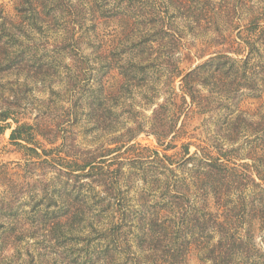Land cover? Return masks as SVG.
Returning a JSON list of instances; mask_svg holds the SVG:
<instances>
[{"label": "trees", "instance_id": "1", "mask_svg": "<svg viewBox=\"0 0 264 264\" xmlns=\"http://www.w3.org/2000/svg\"><path fill=\"white\" fill-rule=\"evenodd\" d=\"M98 1L105 0H18L16 4L34 9L37 20L29 26L31 32H53L52 22L62 19L65 33L72 34L69 23H75L79 16L85 20L93 17V4ZM159 1L164 9L156 6L144 15L135 13V20H150L135 34L139 46L156 42L152 40L159 35L175 39L176 19L195 24L198 15L206 13L227 25L225 39L231 50L211 56L184 78L180 104L167 98L154 110L152 134L159 143L171 137L164 155L153 151L152 156L156 173L166 178L168 199L159 208L131 210L128 199L119 198L123 195L119 181L125 175L123 169L97 166V157L83 155L62 133L64 157L60 155L57 160L64 165L57 174L75 204H67L60 211L63 215H58L53 232L63 227L70 231L73 227H89L86 235L79 236L85 240V251L83 257L76 256L75 264H189L193 259L197 264H264V102L260 118L259 113L248 115L243 109L247 99H261L264 94V3L253 8L251 0ZM203 3L206 11L200 9ZM106 6L100 8L95 21L104 20L111 12L116 20L130 21L131 16L118 11L119 7L106 10ZM26 10L20 9L21 16ZM152 56L151 60L142 56L136 66L143 71L149 64L157 66L159 58ZM128 65L131 67L130 61ZM167 71L172 78L174 68ZM160 94L155 89L152 98L156 100ZM11 117L9 111H0V136L5 130L1 124ZM196 117L201 123L188 132L189 123ZM15 123L12 142L34 144L37 136L49 144L57 141L58 135L47 139L48 134L40 133L34 125ZM184 136L190 141L181 144V151L167 155ZM192 145L196 148L193 153ZM246 159L249 161L237 163ZM89 200L101 210L93 209ZM149 204L145 201L141 207ZM16 205L11 198L0 199L5 220L1 227L8 231H4L7 236L2 239V248H15L27 233H33L27 227L15 228ZM46 212H38L34 216L38 220L32 223L42 221ZM78 218L79 223L72 227V220Z\"/></svg>", "mask_w": 264, "mask_h": 264}, {"label": "rangeland", "instance_id": "2", "mask_svg": "<svg viewBox=\"0 0 264 264\" xmlns=\"http://www.w3.org/2000/svg\"><path fill=\"white\" fill-rule=\"evenodd\" d=\"M17 1L0 0V111L12 115L1 124L5 130L0 136V199L17 201L13 211L17 219L15 228L27 227L33 233H27L25 240L14 244L15 248H2V239L7 234L1 227L4 213H0V264H75L76 256L83 257L85 251V240L79 236L90 229L73 227L79 223L78 218L72 220L71 231L63 227L53 232L58 215H63L60 211L67 204H75L57 174V169L64 165L57 160L60 155L64 157L60 134L65 133L69 143L74 141L83 155L90 153L97 157V166L123 169L125 175L119 179L123 195L119 198L126 197L131 210L159 208L169 194L166 178L156 173L152 156L153 151H158L162 157L171 137L159 143L152 134L154 110L167 98L180 104L184 77L211 56L231 52L225 39L227 25L213 14L205 16L206 13L198 15L200 19L195 24L176 19L175 39L159 35L152 40L156 42L139 46L135 34L144 30L143 25L150 20H135V13L144 15L156 6L164 9L159 0L98 1L93 4V17L85 20L79 16L75 23H69L72 34L65 33L62 19L52 22L53 32H31L28 28L37 20L35 11L18 6ZM263 3L264 0H251L253 8L263 7ZM105 5L106 10L119 7L118 11L131 16L130 21L119 17L116 20L112 12L104 20L95 21ZM200 6L203 11L208 8L204 3ZM20 9H27L26 15L21 16ZM195 12L201 13L198 9ZM149 55L159 58L157 66L150 67L147 63L148 68L140 70L136 63L142 56L151 60ZM161 66L174 68L172 78ZM155 89L161 91L156 100L152 98ZM262 102L264 94L261 99H247L243 109L248 110V115L259 113L260 118ZM182 120L184 116L179 125ZM15 121L34 125L40 133L48 134L47 139L58 135L57 141L49 144L37 136L34 144L12 142ZM60 121L64 124L60 125ZM200 123V117L194 118L187 131L192 132ZM183 138L166 154L181 151V144L190 141L186 136ZM195 149L192 145L190 152ZM144 177L146 182L142 181ZM145 201L150 203L149 207H141ZM89 205L101 210L92 201ZM42 211H48L42 221L32 223ZM189 264L197 262L193 259Z\"/></svg>", "mask_w": 264, "mask_h": 264}, {"label": "water", "instance_id": "3", "mask_svg": "<svg viewBox=\"0 0 264 264\" xmlns=\"http://www.w3.org/2000/svg\"><path fill=\"white\" fill-rule=\"evenodd\" d=\"M185 78V77H184Z\"/></svg>", "mask_w": 264, "mask_h": 264}]
</instances>
